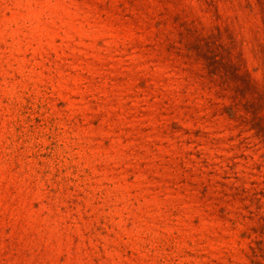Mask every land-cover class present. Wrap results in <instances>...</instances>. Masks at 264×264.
Segmentation results:
<instances>
[{
	"label": "rangeland",
	"instance_id": "obj_1",
	"mask_svg": "<svg viewBox=\"0 0 264 264\" xmlns=\"http://www.w3.org/2000/svg\"><path fill=\"white\" fill-rule=\"evenodd\" d=\"M0 264H264V0H0Z\"/></svg>",
	"mask_w": 264,
	"mask_h": 264
}]
</instances>
